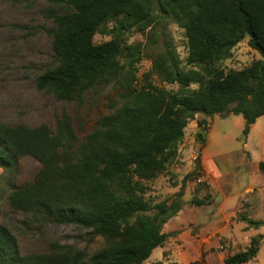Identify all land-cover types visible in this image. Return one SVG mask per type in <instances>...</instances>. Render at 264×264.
I'll use <instances>...</instances> for the list:
<instances>
[{
	"label": "trees",
	"instance_id": "16d2710c",
	"mask_svg": "<svg viewBox=\"0 0 264 264\" xmlns=\"http://www.w3.org/2000/svg\"><path fill=\"white\" fill-rule=\"evenodd\" d=\"M46 1L52 60L36 75V88L80 102L96 85L112 84L120 103L100 115L82 137L66 111L55 127L0 121V167L10 169L24 156L40 165L31 180L11 189L8 205L42 224L73 223L91 229L103 242L89 254L50 238L46 251L22 253L13 231L0 224V264H143L154 247L164 244L162 226L181 208L185 180L201 168L198 154L171 202L147 197L148 182L175 159L187 123L196 113L241 114L246 135L264 114V0ZM161 17L183 29L187 68L165 39L164 49L152 58L140 82L137 72L144 49L124 36L148 30L149 40L155 42L152 29ZM96 33L110 38L96 42ZM245 37L260 58L225 71L221 61ZM153 76L178 88L157 86ZM197 122L196 139L203 145L206 119ZM259 168L264 171V161ZM261 241V235L251 237L244 250L226 256L223 264L252 259Z\"/></svg>",
	"mask_w": 264,
	"mask_h": 264
},
{
	"label": "rangeland",
	"instance_id": "374dc122",
	"mask_svg": "<svg viewBox=\"0 0 264 264\" xmlns=\"http://www.w3.org/2000/svg\"><path fill=\"white\" fill-rule=\"evenodd\" d=\"M49 13L46 0H0V121L12 126L46 123L55 127L57 117L66 111L72 116L77 135L82 137L94 128L100 115L119 105V91L112 84L96 85L78 102L61 100L36 88V75L52 60ZM152 32L155 42L149 40L148 30L127 32L124 36L126 42H139L144 49L137 72L140 82L143 73L150 69L152 58L164 49L165 39L175 46L187 68L183 29L161 17ZM109 38L100 33L94 35L96 42ZM247 38L221 61L225 71L242 68L260 58ZM151 81L165 89L178 88L177 83H166L156 76ZM202 118L206 119L203 145L196 139L200 129L197 121ZM243 128L242 115L232 113L212 117L196 113L187 123L175 159L148 182L147 197L153 202H171L183 178L194 169L198 154L201 168L185 180L181 208L162 226L167 235L164 244L154 247L143 264H223L226 256L244 250L251 237L257 235L262 236L258 252L242 264H264V224L251 223L264 221V171L259 168V162L264 161V114L257 117L246 135ZM39 166L33 157L24 156L10 169L0 167V224L13 231L22 253L46 251L50 238L92 253L103 240L92 236L91 229L73 223L42 224L8 205L11 189L31 180Z\"/></svg>",
	"mask_w": 264,
	"mask_h": 264
}]
</instances>
